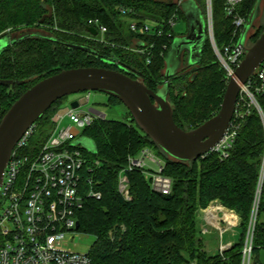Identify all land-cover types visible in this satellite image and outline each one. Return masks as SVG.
<instances>
[{
  "label": "trees",
  "instance_id": "trees-1",
  "mask_svg": "<svg viewBox=\"0 0 264 264\" xmlns=\"http://www.w3.org/2000/svg\"><path fill=\"white\" fill-rule=\"evenodd\" d=\"M223 1L212 0L213 33L220 50L239 39L233 33L232 19L225 16ZM255 2L243 0L238 12L247 19ZM197 3L203 11L204 0ZM121 6L131 10L121 13ZM175 10V4L164 0H0V35L8 33L16 39L0 52V79L14 81L0 83V121L28 87L62 69L98 66L119 70V63H124L135 69L137 74L132 76L149 88L161 87L166 80L165 56L175 34L167 36V28L159 36L136 32L130 29L129 21L157 24ZM94 19L106 27L104 33L89 23ZM263 29L257 28L254 40ZM138 41L149 46L150 62L146 54L133 49ZM227 81L206 38L198 67L181 68L169 78L168 101L174 122L189 130L216 114ZM108 96L111 103L120 102ZM67 97L54 102L34 122L23 153L34 155L45 142L56 124L54 115ZM53 107L56 111L49 116ZM83 134L94 145L87 156L99 160L93 177L99 181L101 197L84 202L77 214V231L94 237L88 250L94 264H239L237 247L224 260L203 250L198 212L200 206L216 199L236 210L242 224L246 223L263 152L262 124L254 110L243 120L224 159L213 153L193 162L171 159L129 112L122 120L97 119ZM143 147L165 159L163 173L172 179L171 192L153 191L142 172L133 170L126 173L131 196L127 200L117 190L118 172L127 156L136 155ZM113 226L122 229L110 239L107 232Z\"/></svg>",
  "mask_w": 264,
  "mask_h": 264
},
{
  "label": "built area",
  "instance_id": "built-area-1",
  "mask_svg": "<svg viewBox=\"0 0 264 264\" xmlns=\"http://www.w3.org/2000/svg\"><path fill=\"white\" fill-rule=\"evenodd\" d=\"M182 1L176 4V10L166 20L157 24L143 22L138 25L136 20L131 19L130 29L159 36L167 28V36H170ZM242 1H223L225 16L232 19L233 33L237 37L247 21L245 15L238 12ZM119 9L121 13L131 10L123 6ZM202 12L207 38L229 78L245 51L235 49L237 42L225 45L220 50L213 33L212 0H204ZM89 23L96 25L100 33L106 31V27L97 19L89 20ZM148 47L146 42L138 41L133 48L136 52L146 54L147 63L150 62ZM89 94L85 92L75 99L87 103ZM86 103L76 108L66 104L67 109L60 110L54 116V128L34 155L22 151L33 132V125L13 148L0 190V264H94L88 251L70 249L66 239V234L76 231L77 214L84 202L88 198L101 197L99 181L93 177L99 160L87 156L90 150L85 142L90 139L83 134V129L97 119H106V114L93 107H84ZM251 110L255 111L262 124L263 152L246 223L242 224L236 210L211 200L206 207L199 209V225L200 228L202 225L203 233L216 234L219 240L214 254L221 260L226 259L227 253L237 247L239 264H264V59L250 78L241 84L232 118L222 138L199 158L210 153L220 159L228 157L243 120ZM64 118L70 122L59 126ZM164 166L165 159L150 147H143L136 155H128L126 164L118 172V192L124 199H130L126 173L138 170L148 180L153 191L169 194L172 179L163 173ZM235 228L241 230L238 241L223 242V233Z\"/></svg>",
  "mask_w": 264,
  "mask_h": 264
},
{
  "label": "water",
  "instance_id": "water-1",
  "mask_svg": "<svg viewBox=\"0 0 264 264\" xmlns=\"http://www.w3.org/2000/svg\"><path fill=\"white\" fill-rule=\"evenodd\" d=\"M259 1L256 0L235 45V49H243L245 54L228 78L218 112L192 129L185 130L174 122L168 92L169 78L184 67L195 70L202 58L207 32L203 12L195 0H184L180 4L187 29L173 38L165 56L163 74L166 80L156 90L133 77L137 72L124 63H119V70L98 66L62 69L32 84L11 104L0 121V190L9 156L27 129L54 102L80 92L97 91L117 98L129 110L138 127L171 159L193 162L208 152L225 133L241 84L264 59V29L252 44H246L248 32L258 15ZM89 31L97 34L93 27ZM15 40L8 33L0 35V52ZM71 46L93 52L83 45ZM13 82L0 79V83ZM85 103V100L73 99L69 107L76 108ZM79 225L76 221V230Z\"/></svg>",
  "mask_w": 264,
  "mask_h": 264
},
{
  "label": "rangeland",
  "instance_id": "rangeland-1",
  "mask_svg": "<svg viewBox=\"0 0 264 264\" xmlns=\"http://www.w3.org/2000/svg\"><path fill=\"white\" fill-rule=\"evenodd\" d=\"M164 1H168V2L176 5L180 0H164ZM258 10H259L258 15L255 18V20L253 21V25H252L251 29L249 30L248 36L246 39L248 46L253 43L254 33L256 32L257 28L259 26H264V0L259 1ZM147 23L153 24L150 21H148ZM186 29H187V21L184 17V14L179 13L178 18H177L175 25L173 27V32H174L175 36H178V35L185 33ZM163 71H164V68H163ZM84 93L85 92H80V93L69 95L67 97L66 101L62 104V106H65L66 104H68L71 99L80 98L82 95H84ZM89 93H90L89 94V100L86 103V105H84V107H93L94 109L100 110L106 114V118H110V119H121L122 120L128 116L129 110L121 102L111 103L109 101V96L105 93H102V92L90 91ZM54 111H56V108L53 107V109L49 113V116H50V114H53ZM59 111H60V109L56 112V114ZM69 122L70 121L67 118H64L59 122V126L67 125ZM85 143H86V147L90 151L94 150V145L90 140H87ZM214 200H216V199H214ZM218 202H220V201H218ZM209 203H210V201L206 205L200 206L199 208H204ZM0 212H1V208H0ZM198 213L200 214V212H198ZM121 229H122L121 226H118V228H117V226L116 227L113 226L112 228H110L108 230L107 234L110 237V239H113L117 233L121 232ZM240 232H241L240 228H235L234 230L225 231L223 233V236H222L223 242H227V241L237 242L239 237H240ZM66 239L68 241L67 247H69L70 249L75 250V251L85 252V251L89 250V248H90V246L94 240V237L91 234H87V233L80 232V231L76 230L72 234H66ZM218 240L219 239H217L216 234L214 232L203 233V235H202L203 250L206 253L214 254L216 252ZM262 253H263V250H262Z\"/></svg>",
  "mask_w": 264,
  "mask_h": 264
},
{
  "label": "flooded vegetation",
  "instance_id": "flooded-vegetation-1",
  "mask_svg": "<svg viewBox=\"0 0 264 264\" xmlns=\"http://www.w3.org/2000/svg\"><path fill=\"white\" fill-rule=\"evenodd\" d=\"M204 17V16H203ZM184 34V33H183ZM182 35V34H181ZM185 55V54H184Z\"/></svg>",
  "mask_w": 264,
  "mask_h": 264
}]
</instances>
